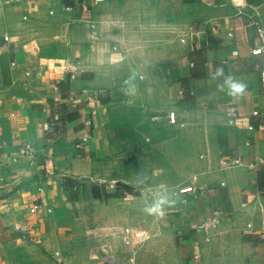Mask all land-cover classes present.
Returning <instances> with one entry per match:
<instances>
[{"label": "crops", "instance_id": "1", "mask_svg": "<svg viewBox=\"0 0 264 264\" xmlns=\"http://www.w3.org/2000/svg\"><path fill=\"white\" fill-rule=\"evenodd\" d=\"M255 22L264 0H0V264H264ZM218 64L244 95L218 87ZM70 95L78 114L47 134ZM161 188L175 203L147 213ZM214 210L207 240L191 225Z\"/></svg>", "mask_w": 264, "mask_h": 264}, {"label": "built area", "instance_id": "2", "mask_svg": "<svg viewBox=\"0 0 264 264\" xmlns=\"http://www.w3.org/2000/svg\"><path fill=\"white\" fill-rule=\"evenodd\" d=\"M82 1H84V0H82ZM99 1H102V0H93L94 3L99 2ZM255 25H256L258 42L255 46H253L251 48L250 51L254 55L264 56V28L260 24H257L256 22H255ZM2 40L4 42L9 41V36L3 35ZM73 76L74 75L71 74L70 78H72ZM261 81L264 83V70L261 71ZM102 93H103V90H99L97 92V96H95V98H98V96ZM74 100H75V97L70 95L68 97V101H67L68 104H66V105L70 110H79V108H78V106ZM54 102L56 105H59L60 103L64 102V100H62L61 97H55ZM95 112L96 111L93 109L90 111V116H87L85 118L84 124H86V125L91 124L92 115H94ZM253 114L257 115L258 111H254ZM263 114H264V112H263ZM230 115L231 116L229 118V123L233 124L237 118H235V116H233L232 114H230ZM59 118H60L59 112H55L52 115H50L49 119L46 122H44V124H43L45 131L46 132L54 131V127L59 123L58 122ZM168 118H169L170 122L174 123L176 121L175 112L169 111L168 112ZM249 128H251V127L249 126ZM88 137H89V134H87V133L80 136L78 138L77 142L75 143V148L76 149L83 148L86 144ZM32 154H35V152H34V147L31 144V142H25V143H22L21 145H19V147H18V155L19 156H30ZM37 207H38V204L34 203L31 207V211H35L37 209ZM221 215H222V212L220 210H214L213 214L210 215V217L207 220H205L203 222H199L197 224H192L191 230H193L196 233H199V232L203 233L205 235L206 239L210 240L211 236L213 234H215L214 232L217 231V227H218V224L220 223ZM251 231H252V227H251L250 223L246 224L243 227V232H251Z\"/></svg>", "mask_w": 264, "mask_h": 264}, {"label": "clouds", "instance_id": "3", "mask_svg": "<svg viewBox=\"0 0 264 264\" xmlns=\"http://www.w3.org/2000/svg\"><path fill=\"white\" fill-rule=\"evenodd\" d=\"M213 79L222 78V83L218 84V87L223 91L227 89V93L230 96L239 97L245 94L247 84L243 80H238L231 75L226 74L223 64H218L215 70L212 72ZM129 92L134 93V85H129ZM168 190L166 188L158 189L155 193V199L148 205L145 211L149 214L163 215V210L166 205L175 203L174 200L168 198Z\"/></svg>", "mask_w": 264, "mask_h": 264}, {"label": "trees", "instance_id": "4", "mask_svg": "<svg viewBox=\"0 0 264 264\" xmlns=\"http://www.w3.org/2000/svg\"><path fill=\"white\" fill-rule=\"evenodd\" d=\"M66 96H67V92L65 94V97ZM57 107L60 110V118L58 120L59 123L54 127V131L58 130L60 128V126L63 125L66 121H68L71 117H73V116L78 114V110H70L67 107L65 102L60 103L59 105H57ZM47 134H52V133L51 132H47ZM63 185H64L65 190L69 193L71 199H74V198H76L78 196L77 190H76V188L78 187L77 186L78 185L77 182L73 181L70 178H66L64 180V184ZM91 191H92V194H93L94 197H100L96 187L93 186L91 188Z\"/></svg>", "mask_w": 264, "mask_h": 264}, {"label": "rangeland", "instance_id": "5", "mask_svg": "<svg viewBox=\"0 0 264 264\" xmlns=\"http://www.w3.org/2000/svg\"><path fill=\"white\" fill-rule=\"evenodd\" d=\"M159 139H161V137H159ZM144 164V163H143ZM143 170H146V171H149V169L148 168H146V169H143ZM160 175V174H159ZM101 183H104L105 182V179L104 180H102V181H100Z\"/></svg>", "mask_w": 264, "mask_h": 264}]
</instances>
